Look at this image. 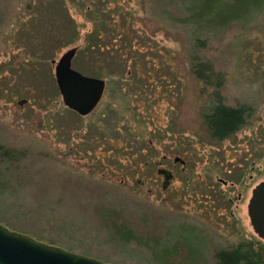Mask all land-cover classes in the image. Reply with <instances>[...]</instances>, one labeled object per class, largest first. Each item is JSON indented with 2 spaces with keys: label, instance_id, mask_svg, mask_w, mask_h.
<instances>
[{
  "label": "rangeland",
  "instance_id": "374dc122",
  "mask_svg": "<svg viewBox=\"0 0 264 264\" xmlns=\"http://www.w3.org/2000/svg\"><path fill=\"white\" fill-rule=\"evenodd\" d=\"M189 3L0 0V145L22 152L0 159L1 223L116 264H215L216 250L238 241L223 219L191 214L199 204L187 193L201 189L207 162L214 186L246 157L251 183L264 179V0L221 27L175 20ZM71 46L72 68L106 79L86 115L64 105L54 78L53 61ZM200 60L223 73L227 104L253 108L225 140L204 123L214 98L191 70ZM164 152L167 164L194 154L193 170L184 180L178 164L161 190L153 159ZM243 216L247 238L264 244Z\"/></svg>",
  "mask_w": 264,
  "mask_h": 264
},
{
  "label": "water",
  "instance_id": "95a60500",
  "mask_svg": "<svg viewBox=\"0 0 264 264\" xmlns=\"http://www.w3.org/2000/svg\"><path fill=\"white\" fill-rule=\"evenodd\" d=\"M78 46L67 48L54 63V78L64 105L79 115H86L100 103L105 91L106 79L87 75L72 68V59ZM26 99V98H25ZM25 99L18 100V104ZM162 186L172 177L170 171L161 168ZM248 216L258 237L264 240V179L256 184L248 203ZM0 264H116L101 258L72 251L57 244L42 241L23 231L0 222Z\"/></svg>",
  "mask_w": 264,
  "mask_h": 264
},
{
  "label": "trees",
  "instance_id": "16d2710c",
  "mask_svg": "<svg viewBox=\"0 0 264 264\" xmlns=\"http://www.w3.org/2000/svg\"><path fill=\"white\" fill-rule=\"evenodd\" d=\"M262 1L190 0L191 12L186 16L176 17L175 20L183 23L204 22L221 27L234 19L242 18ZM88 44L91 46L90 49L94 47L92 43L88 42ZM191 70L205 85L213 87L210 95L214 98V103L212 109L203 117L209 136L213 140H225L226 137L233 135L246 125L248 116L253 114V108L247 103L232 106L224 101V96L220 92L224 83V75L214 68L212 62L202 60L194 62ZM21 155L22 152L17 149L4 148L0 145V159H17ZM215 261V264H264V244L260 243L252 248L250 244L242 243L229 251H220L215 256Z\"/></svg>",
  "mask_w": 264,
  "mask_h": 264
},
{
  "label": "flooded vegetation",
  "instance_id": "af4514ba",
  "mask_svg": "<svg viewBox=\"0 0 264 264\" xmlns=\"http://www.w3.org/2000/svg\"><path fill=\"white\" fill-rule=\"evenodd\" d=\"M148 143H150L151 146L153 145L154 142L152 137L149 139ZM184 152L187 154L191 153L188 150H185ZM196 155L198 154H195V156ZM169 157L170 154L164 152L160 160L153 159V162L156 166L155 172L158 175V179L161 180V190H166L167 188L171 187V182L176 176L175 173L177 172L175 166H177L178 164L182 166L181 170L178 171L180 176L186 174L185 176H183L184 180L188 179V173L193 170V167L189 161L191 158L194 157V154L191 156H184V158L180 154L175 155L172 158L171 164H167V161L170 160ZM246 158L244 160L245 162L238 161L237 164H233L232 167L227 168V170H225V172H227V175L225 177L217 175L216 180H212L213 182L216 181V184H219L217 186H214L207 180L208 174H210L209 170L211 169V163L206 161L207 165L205 164L204 166H202V171H198L200 184L202 185L201 189L199 191H197V188L192 189V195L187 193V196H189L190 207H194L196 204H199V206L194 207V210H189L191 214H196V212H199L200 215L204 216L203 218L209 217L208 221L212 223L213 221L217 223L216 220L220 221L221 219H223V223H218V225L221 224L224 227V232H227L228 235L231 236L235 234L236 237L239 238L238 241H235L227 246L220 247L219 249H217L214 253L215 256L220 253V251H229L232 248L241 245L242 243H245L247 245L250 244L252 248L259 245V240L258 242H256L255 246L253 243V239L250 240L249 238H247V236H250L252 238L253 235H248L249 232L245 230V227H243L244 223L242 222V219L245 218L243 215H246L248 226L251 227V230L258 237L257 233L254 230V227H252L251 225L250 216H248V203L254 185L251 183L252 168H250L249 172H247L248 163L250 161L246 160ZM197 160L199 162L201 160L200 157L197 158ZM147 164L148 163L145 161L144 165L148 166ZM238 166L241 167V172L236 171ZM161 168L168 169L172 175L165 187L162 186L164 180L163 173H157V171ZM242 169L245 171V173L242 172ZM244 174H246V177L243 180ZM141 181V178L137 179L138 183ZM188 181H190L191 183L193 182L191 178ZM236 182L240 184V187L236 185ZM249 185H251L250 189ZM175 191L176 190H174L173 192L175 193ZM240 211L244 214H241ZM226 217H228V219L230 220L226 221ZM232 226H234V229ZM213 227L218 228L217 225H214ZM218 229H216V231H218ZM210 231L213 234L215 233L214 229L211 230L210 228ZM221 234V232H219L218 234L215 233V236H220Z\"/></svg>",
  "mask_w": 264,
  "mask_h": 264
}]
</instances>
